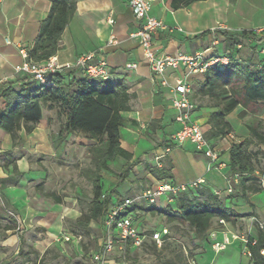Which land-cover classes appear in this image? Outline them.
<instances>
[{
    "label": "crops",
    "instance_id": "1",
    "mask_svg": "<svg viewBox=\"0 0 264 264\" xmlns=\"http://www.w3.org/2000/svg\"><path fill=\"white\" fill-rule=\"evenodd\" d=\"M71 1L75 3L76 10L58 42V50L54 56L57 64L69 65L70 69L65 71H72L79 78L75 63L80 58L90 56L91 64L103 62L107 66L109 81L123 85L130 97L129 109L120 112L122 122L119 128V145L131 155V159L126 161L116 158L113 162H108L110 172L100 174L102 193L111 196L113 200L116 199L113 195L124 196L130 192L139 194L141 190L160 182L150 174L149 168L169 166L171 180L166 182L183 185L203 180V188L216 194L227 208L237 215H249L237 221L246 220L248 228L252 219L264 221V196L261 193L251 195L248 203L238 199L230 187L231 183H237V178H226L230 145L249 137L248 125L253 119L239 118L241 107L226 116L225 121L231 128L230 135L233 138L230 140L225 136L207 139L219 153L220 161L225 167L220 171L211 169L209 160L195 151L192 145L176 146L171 142L178 127L174 121L175 111L170 103V89L176 80L184 77L185 69L181 66L178 70H167L162 76L150 73L135 36L139 23L129 7L130 0ZM171 3L172 0L156 1L150 10V15L161 19L166 27L154 36L160 55L180 52L192 57L210 49L205 57H220L226 50L219 31L260 33L264 29V0L196 1L175 10ZM50 6V0H0V87L19 90L27 82V76L15 72V68L23 62L19 51H28L32 47ZM206 32L210 34L202 36ZM126 65H135L136 68L129 70ZM186 81L190 86V100L195 108L192 119L201 126L205 135L210 129L207 124L209 116L219 109L211 107L207 98L196 94L204 82V74L191 75ZM162 82H166L167 86L162 85ZM53 113L57 121L56 133L53 131ZM253 116L264 120V111ZM60 126L55 110L43 109L42 120L31 133L26 134L21 129L14 143L9 136L4 139L5 150L15 159L20 177L16 185H8L0 190V196L6 202L4 204L0 198V264H16L18 260L19 264H28L27 256L22 251L24 243L29 242L27 236L30 232L35 230L40 237L31 239L29 246L35 253L44 254L61 231L58 222L61 206L55 204L50 196L54 195L48 191L50 179L58 165L65 164L63 159L66 146L74 143L89 149V146L95 144V140L89 139L86 133L80 131L69 133L59 141L56 135ZM0 152L1 160L3 152ZM157 156L159 165L156 166L154 158ZM83 174L81 179L89 182L86 174ZM11 175V164L7 168L0 167V180ZM80 185H76L75 193H81ZM136 198L137 196L133 199ZM136 202L138 201L135 200L134 204L138 205ZM160 203L161 207L156 208H166L165 201L160 200ZM172 204L173 202L170 205ZM66 210L68 220L74 221L81 215L80 210L73 206ZM18 222L22 223L20 232H16V227L20 225ZM63 231L70 233L66 229ZM218 238L220 239L219 235ZM69 244L77 245L75 242ZM55 245L59 248L64 246L62 243ZM227 249L232 251L234 264H238L237 253L231 247ZM229 259L231 258L221 257L223 261ZM194 262L213 263L206 260Z\"/></svg>",
    "mask_w": 264,
    "mask_h": 264
},
{
    "label": "trees",
    "instance_id": "2",
    "mask_svg": "<svg viewBox=\"0 0 264 264\" xmlns=\"http://www.w3.org/2000/svg\"><path fill=\"white\" fill-rule=\"evenodd\" d=\"M196 1L205 0H172L171 6L175 10ZM50 3L47 17L40 24L38 35L28 50L29 60L37 64H44L56 55L60 37L76 10V5L71 0H50ZM208 34L210 33L206 32L202 36ZM219 34L223 38L224 49L230 52V61L225 66L213 65L207 68L204 82L196 91L199 97L208 99L211 107L219 109L207 120L210 129L204 136L208 140L230 134L231 128L225 118L237 107L242 108L240 118L264 111V29L260 33L219 31ZM76 70L79 78L69 70L51 75L48 87L39 85L29 77L19 90L0 87V150L3 152L0 167L12 165V175L0 180V190L8 185H16L20 177L15 159L5 150V137L9 136L14 143L21 129L26 134L34 130L42 120L43 109L55 110L56 116L61 120L57 140L80 131L86 133L89 139L95 140V144L89 146L91 167L84 172L91 185L88 210L74 221L66 220L70 232L68 234L81 236L74 232L87 234L90 224L103 221L110 206L117 202L102 193L100 174L110 172L108 162H113L116 158L126 161L131 159V155L119 145V128L122 122L120 112L129 109L130 97L120 83L86 78ZM248 132L246 140L231 144L226 165V178H237L236 184H230L234 196L247 203L251 195L262 191L261 181L264 180V175L258 172L253 163L259 154L264 153V120L250 122ZM252 146L256 148L255 151L249 149ZM148 171L158 181L171 180L169 166L149 168ZM50 196L55 204H61V198L52 194ZM0 198L5 204V199ZM139 210V206L134 204L128 212L136 213ZM148 213L151 216H163L168 222L186 224L195 236H203L213 219L219 226L220 220L231 226L239 218L249 216L237 215L216 194L203 187L177 195L173 204L166 208L152 206ZM249 240L255 241L250 246L252 264H264V256L260 254L264 250V231L259 230L256 237ZM128 252L129 245H126L125 253Z\"/></svg>",
    "mask_w": 264,
    "mask_h": 264
},
{
    "label": "built area",
    "instance_id": "3",
    "mask_svg": "<svg viewBox=\"0 0 264 264\" xmlns=\"http://www.w3.org/2000/svg\"><path fill=\"white\" fill-rule=\"evenodd\" d=\"M156 1L163 0H130L129 7L135 20L139 23L135 36L142 48L143 60L150 73L154 76H162L167 70H178L181 66H184L185 69L184 77L176 80L170 89V103L175 111L174 121L178 127L171 137V142L176 146L192 145L195 151L201 153L209 160L211 169L220 171L225 167V164L220 161L219 153L205 138L201 126L192 119L195 108L190 100L191 89L186 79L194 74H204L206 69L213 65H227L230 61V52L226 50L220 57H205V53L210 49L192 57L180 52L173 55H160L158 46L154 41V36L159 30H163L166 27L161 19L150 15L151 7ZM6 43L8 42L6 41ZM262 53L264 54V51ZM19 54L23 62L15 68V72L29 77L32 81L44 87L49 86L48 78L51 75L70 69L69 65H58L54 57L50 58L44 64H37L29 60L26 49H21ZM91 58L89 56L78 59L75 63V68L78 69L83 77L109 80L110 72L107 66L103 62L91 64ZM135 68V65H126V69L130 70ZM162 85L167 86L166 82H162ZM225 138L231 140L233 137L228 134ZM154 161L156 166L159 165L157 163L159 162L158 156L154 158ZM203 186V180H196L183 185H174L166 181H160L153 187L141 190L136 199L124 198L114 203L110 206L102 221L103 228L106 232L105 239L100 245L99 250L89 255L90 264H125L126 245H129V248L137 249L142 247L147 239L160 245L163 238L168 235L166 228L154 232L149 237L145 232H141L136 228L133 217L131 216L133 213L128 212L135 200L144 201L150 207H157L159 198L166 196L165 207H167L177 195L194 191ZM261 187L262 191H264V180L261 181ZM252 220L257 223L259 230L264 229V221ZM18 223L20 224V222ZM219 224L223 228L227 226L222 220L219 221ZM21 225L22 223L16 227V232L21 231ZM80 240V236L71 235L66 232L59 234L57 238V241L62 244L79 243ZM210 240L212 242V250L216 253L224 251L234 243H238L242 256L247 261L252 259L250 246H253L255 241L238 236L227 228L211 233ZM115 247L121 251L122 255L121 260L116 263L110 260V255ZM260 254L264 256V250L260 251ZM189 264L196 263L190 261Z\"/></svg>",
    "mask_w": 264,
    "mask_h": 264
},
{
    "label": "rangeland",
    "instance_id": "4",
    "mask_svg": "<svg viewBox=\"0 0 264 264\" xmlns=\"http://www.w3.org/2000/svg\"><path fill=\"white\" fill-rule=\"evenodd\" d=\"M54 119V132H57V121L55 114ZM252 118L256 120L253 115H247L243 118ZM240 118V117H239ZM58 121H61L58 119ZM251 151H255L254 146L249 148ZM89 149L84 146H77L72 143L70 146L65 147L64 159L65 164H59L58 168L52 174L50 179L49 193H54L55 196L62 199L60 217L58 222L61 225V231L54 237L53 245L50 246L44 254L35 253L30 245V240L40 237L35 230L30 232L27 236L29 242L24 243L22 253L27 256L28 264H90L89 255L99 250L100 245L105 239L106 232L103 228L102 221L93 223L89 227V232L84 234L82 232L75 231L81 236V240L77 245H71L69 243L64 244L63 248H59L55 243L60 244L57 241L59 234L65 233L63 229L69 230L66 220V208L74 207L78 208L81 213H85L88 210L89 202L91 199V186L90 182H85L81 178L84 176V172L87 168L91 167ZM1 154V152H0ZM62 155V154H61ZM254 166L260 174L264 175V153L259 154L257 159L254 160ZM84 171V172H83ZM118 171V170H117ZM82 175H81V174ZM82 180V181H81ZM80 181V183H78ZM84 182V183H83ZM83 185H80L82 184ZM79 184L80 192L75 193V187ZM264 196V192H260ZM259 194V193H257ZM138 194L133 192L127 193L124 196H115L117 201L124 198L133 199ZM166 196L159 198L157 207H161V201H165ZM138 201V200H137ZM139 205L140 210L138 213H133L131 216L134 220V225L138 230L145 232L149 237L156 231H160L162 228H166L168 235L163 238L160 245L155 244L149 239L146 240L144 245L140 248H129V252L125 257V264H189L190 261L200 260L213 262L212 264H234V259L231 257L232 251L227 248L231 247L239 257L238 264H246V259L240 253V247L238 243H234L228 246L224 252L216 253L212 251V242L210 240V234L216 231L231 230L238 236H243L245 239L255 238L259 228L254 220H250V228L246 225V220L237 221L235 224L225 226L224 228L217 224V221L213 219L209 230L203 236H195L192 230L183 223L180 222H168L163 216H151L148 210L151 208L144 201L136 202ZM73 204V205H72ZM264 231V229L262 230ZM210 252V253H208ZM208 253L202 258L204 254ZM212 253V254H211ZM215 255V256H214ZM121 251L115 247L110 255V260L118 262L121 260ZM223 258H231L228 261L221 260ZM202 258V259H201ZM19 260L16 264H19ZM252 260L247 261V264H251Z\"/></svg>",
    "mask_w": 264,
    "mask_h": 264
}]
</instances>
